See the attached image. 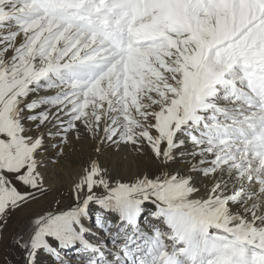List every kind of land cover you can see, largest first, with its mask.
Returning a JSON list of instances; mask_svg holds the SVG:
<instances>
[{"label": "snow or ice", "instance_id": "6c2138e0", "mask_svg": "<svg viewBox=\"0 0 264 264\" xmlns=\"http://www.w3.org/2000/svg\"><path fill=\"white\" fill-rule=\"evenodd\" d=\"M69 133L161 167L124 182L89 160L74 206L17 241L25 264H70L49 238L86 264H264V0H0V239L48 191L46 136L61 157Z\"/></svg>", "mask_w": 264, "mask_h": 264}, {"label": "rangeland", "instance_id": "374dc122", "mask_svg": "<svg viewBox=\"0 0 264 264\" xmlns=\"http://www.w3.org/2000/svg\"><path fill=\"white\" fill-rule=\"evenodd\" d=\"M50 129L52 133L57 131V129L55 131L52 128ZM34 132L35 129H33ZM70 135L69 133L72 145L70 148L65 149L64 155L61 157L57 156L58 147H63L60 144L61 136H46L42 158L45 160L46 165L43 169L46 170L44 175H46L45 180L48 191L8 217L2 239H0V264H25L27 250L20 247L17 241L19 240L21 243L28 242L25 233L33 217L41 213L65 211L74 206L73 182L78 178L82 169L88 165L89 160L98 159L103 167L111 171L113 177L121 178L124 182H128L138 172H144L152 176L159 170L157 167H161L159 162L152 158L151 152L147 148L144 155H137L125 149L113 151L107 145H99L97 140L90 137H82L80 140H76ZM52 145H57V147ZM98 146L102 148L100 153L95 151ZM167 169L173 173L187 174L188 161L187 159L178 158L176 161L169 163ZM197 180L199 182L198 178ZM17 186L21 192L32 191L25 186L19 184ZM98 194L100 193L98 192ZM20 211H24V213L19 217L18 213ZM100 212L101 209L98 205H90L89 215L84 219V224L89 229L87 238L90 242L102 246L107 254V251L114 249L115 245L110 242L109 234L104 233L96 225V218ZM144 219L147 223L150 216L146 214ZM49 242L57 248L60 256L69 261L70 264H86L85 258L88 253L76 249L59 248L57 242L51 238H49ZM36 264H59V262L49 253L40 250L37 253Z\"/></svg>", "mask_w": 264, "mask_h": 264}, {"label": "bare ground", "instance_id": "6f19581e", "mask_svg": "<svg viewBox=\"0 0 264 264\" xmlns=\"http://www.w3.org/2000/svg\"><path fill=\"white\" fill-rule=\"evenodd\" d=\"M50 128H52V130L53 131H55L56 130V128H54V127H51L50 126ZM71 136V135H70ZM55 168H56V166H55ZM55 168H54V170H55ZM157 169H159L158 167H157ZM42 171H43V173H46V170L45 169H42ZM56 171H57V169H56ZM158 172V171H157ZM46 176V175H45ZM57 178V177H56ZM55 179V178H54ZM61 179V178H60ZM56 181V180H55ZM54 182V181H53ZM56 183V182H55ZM48 186V185H47ZM55 186V185H54ZM24 213V211H20L19 213H18V216L20 217V216H22V214ZM45 213H41V214H38L37 216H40V215H44ZM37 216H35V217H33L31 220H30V222H29V224H28V227H27V230H26V233H25V238H26V240L27 241H29V238H30V236H31V234H32V232H33V220H34V218H36Z\"/></svg>", "mask_w": 264, "mask_h": 264}]
</instances>
